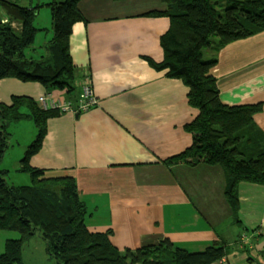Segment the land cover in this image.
<instances>
[{
	"label": "crops",
	"instance_id": "obj_1",
	"mask_svg": "<svg viewBox=\"0 0 264 264\" xmlns=\"http://www.w3.org/2000/svg\"><path fill=\"white\" fill-rule=\"evenodd\" d=\"M57 1L19 3L37 9L39 30L37 23L43 19L52 26L49 5L65 0ZM79 9L85 20L75 25L70 39L79 74L76 91L69 95L48 91L39 82L0 80V102L8 105L14 97L37 100L49 93L76 104L88 80L99 100L88 112L51 116L30 166L46 171L49 178H74L87 207V229L111 231L120 251L170 240L192 253L224 246L228 264H264V186L241 183L240 209L234 216L221 165L204 159L195 166L173 161L197 142L198 136L186 127L200 112L189 104L190 90L181 80L150 63L164 60L161 38L170 21L149 14L164 12L167 5L161 0H82ZM53 35L29 49L27 57L46 56ZM212 73L223 104L263 105L255 122L264 134V32L222 49ZM16 126L23 132L29 128L28 138L22 137L24 155L37 128L31 120ZM255 232L252 244L239 249L240 236ZM32 240L45 244L39 236Z\"/></svg>",
	"mask_w": 264,
	"mask_h": 264
},
{
	"label": "trees",
	"instance_id": "obj_2",
	"mask_svg": "<svg viewBox=\"0 0 264 264\" xmlns=\"http://www.w3.org/2000/svg\"><path fill=\"white\" fill-rule=\"evenodd\" d=\"M81 1L49 5L54 37L47 45V55L34 59L27 57V51L39 32L35 27L37 9L23 7L19 0H0V9L8 17L7 21L0 17V80L39 82L48 91H76L79 74L70 39L75 25L85 20L79 9ZM161 1L167 10L149 16L168 18L170 28L161 38L163 62L150 63L181 80L190 90L189 104L200 112L186 127L198 136L197 142L173 161L195 166L204 159L221 165L227 179L225 196L236 216L239 185L264 186V134L255 122L263 105L223 104L212 71L222 49L264 32V0ZM206 49L212 53L209 60L204 59ZM54 114L59 113L44 110L29 97H14L9 105L0 102V233L15 231L20 235L6 242L0 264H24L23 247L35 236L45 242L49 257L58 264H214L226 256L224 246L192 253L170 240L120 251L111 241V231H89L85 225L87 207L76 180L49 178L46 171L30 166L43 146L47 120ZM26 120L35 123L37 136L25 152L19 172L28 174L31 184L10 185L6 179L9 172L1 167L10 148L9 128Z\"/></svg>",
	"mask_w": 264,
	"mask_h": 264
},
{
	"label": "rangeland",
	"instance_id": "obj_3",
	"mask_svg": "<svg viewBox=\"0 0 264 264\" xmlns=\"http://www.w3.org/2000/svg\"><path fill=\"white\" fill-rule=\"evenodd\" d=\"M59 2V0L57 1ZM50 15H51V10ZM44 16V14H42ZM0 17L4 18L3 12L0 10ZM37 18V17H36ZM51 24H52V15H51ZM38 27L40 28L39 34L36 36L35 40V47L40 44V40L44 43L45 41H48V34L53 35V27L47 23L44 19L37 23ZM50 25V26H48ZM16 29V28H15ZM54 36V35H53ZM53 40V39H52ZM51 40V41H52ZM50 41V42H51ZM49 42V43H50ZM214 44L216 41L213 42ZM204 59L209 60L211 57V50L206 49L204 51ZM70 95V93H68ZM45 95V94H44ZM39 98H37L38 100ZM36 100V101H37ZM13 126V135L15 137L11 138L10 141V150L8 151V156L5 160V163L2 164V169H8L10 170V174L6 176L7 182L10 185L15 186H27L31 184V178L26 173L18 172L17 169L20 167V161L24 157L23 155V147L25 140L23 138H28V130L26 132H23L22 129L20 130V127L17 128V124H14ZM23 125V124H21ZM24 125H28L27 123ZM16 170V171H15ZM256 234H250V233H244L240 236L238 240V248L242 250H246L247 246L246 244H252V235L254 236ZM20 237L18 232L15 231H3L0 233V254L4 253L6 248V242L8 240H16ZM37 240H30L27 242L23 247V263L24 264H58V261L55 259H52L49 257L47 252V247L43 242H35ZM246 246V248H245ZM217 264H228L227 256H224L220 259Z\"/></svg>",
	"mask_w": 264,
	"mask_h": 264
},
{
	"label": "built area",
	"instance_id": "obj_4",
	"mask_svg": "<svg viewBox=\"0 0 264 264\" xmlns=\"http://www.w3.org/2000/svg\"><path fill=\"white\" fill-rule=\"evenodd\" d=\"M12 27L16 28L13 25ZM82 87V93L76 104L64 98L56 97L52 93L40 96L37 102L44 110L55 111L59 114L75 112L85 113L97 107L99 105V100L94 94L90 80H88Z\"/></svg>",
	"mask_w": 264,
	"mask_h": 264
}]
</instances>
